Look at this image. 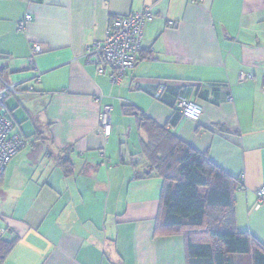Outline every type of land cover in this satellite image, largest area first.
<instances>
[{
  "label": "crops",
  "instance_id": "crops-1",
  "mask_svg": "<svg viewBox=\"0 0 264 264\" xmlns=\"http://www.w3.org/2000/svg\"><path fill=\"white\" fill-rule=\"evenodd\" d=\"M145 9L136 65L112 84L85 51ZM1 81L22 92L5 106L32 143L0 176V229L14 242L1 264H187L183 235L161 227V178H135L150 171L134 112L234 179L235 229L264 245V0H0ZM97 95L112 108L108 137ZM179 96L201 115L170 127Z\"/></svg>",
  "mask_w": 264,
  "mask_h": 264
},
{
  "label": "trees",
  "instance_id": "trees-1",
  "mask_svg": "<svg viewBox=\"0 0 264 264\" xmlns=\"http://www.w3.org/2000/svg\"><path fill=\"white\" fill-rule=\"evenodd\" d=\"M124 112L134 110L127 106ZM179 113L176 107L170 127L181 118ZM134 114L139 117L138 129L147 135L141 152L150 171L138 173L135 178L151 172L161 178V227L183 235L187 264H264V245L235 229L234 179L176 138L166 126ZM58 163L66 173L71 170L66 155ZM13 244L0 234V264Z\"/></svg>",
  "mask_w": 264,
  "mask_h": 264
},
{
  "label": "built area",
  "instance_id": "built-area-1",
  "mask_svg": "<svg viewBox=\"0 0 264 264\" xmlns=\"http://www.w3.org/2000/svg\"><path fill=\"white\" fill-rule=\"evenodd\" d=\"M154 20L150 9L119 16L111 20L105 30L101 41L94 42L85 51L87 60L96 66L98 75H107L112 84L120 83L124 76L134 69L140 50L142 48L143 28L147 23ZM32 21L31 15H25L17 25L19 31ZM40 52L39 46L35 45L32 53ZM31 64V62H30ZM0 87V176L9 161L24 148L32 143L22 138L16 131L13 122L7 116L5 100L10 95L18 96L22 92L15 84H6L1 81ZM101 95L96 96L100 104ZM180 114L193 122H197L201 115V107L193 102L180 98L177 103ZM110 105L100 104L98 116V128L104 137L111 134ZM259 200L264 199V187L257 192ZM3 230L0 229V234Z\"/></svg>",
  "mask_w": 264,
  "mask_h": 264
},
{
  "label": "rangeland",
  "instance_id": "rangeland-1",
  "mask_svg": "<svg viewBox=\"0 0 264 264\" xmlns=\"http://www.w3.org/2000/svg\"><path fill=\"white\" fill-rule=\"evenodd\" d=\"M116 141V143H118V141L117 140H115Z\"/></svg>",
  "mask_w": 264,
  "mask_h": 264
},
{
  "label": "clouds",
  "instance_id": "clouds-1",
  "mask_svg": "<svg viewBox=\"0 0 264 264\" xmlns=\"http://www.w3.org/2000/svg\"><path fill=\"white\" fill-rule=\"evenodd\" d=\"M183 117V116H182Z\"/></svg>",
  "mask_w": 264,
  "mask_h": 264
}]
</instances>
